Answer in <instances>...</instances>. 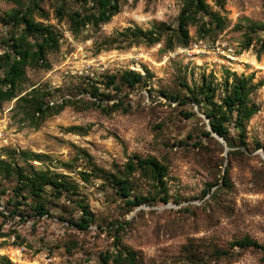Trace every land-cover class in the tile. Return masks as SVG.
Masks as SVG:
<instances>
[{"label": "rangeland", "instance_id": "rangeland-1", "mask_svg": "<svg viewBox=\"0 0 264 264\" xmlns=\"http://www.w3.org/2000/svg\"><path fill=\"white\" fill-rule=\"evenodd\" d=\"M183 2L122 0L120 12L109 22L97 28L86 26L75 34L68 28L66 14L78 9L76 0L40 3L48 18L34 15V20L55 28L59 50L47 55L49 69H26L17 94L42 88L49 91L50 104L64 99L76 103L37 128L22 122L13 109L15 100L1 103L0 161L25 171L65 174L76 188L59 198L46 188L35 199L28 191L16 189L14 174L4 177L0 172V257L12 264H104L101 258L106 253L125 247L137 254L138 264H189V260L264 264L263 250L229 245L248 237L264 246V153L254 145L264 142V50L258 54L264 40V0H206L224 26L216 28L204 16L207 35L190 25L189 45L167 50ZM59 3L64 5L61 20L54 12ZM16 8L12 1L0 0V55L8 48L10 36L18 37L23 31L22 25L5 21ZM134 28L164 32L158 43L149 46L126 32ZM215 40L227 42L239 55L227 61L212 52L179 51L193 42ZM125 71L139 72L143 83L126 88L118 78L115 85L120 91L105 88L106 77H119ZM234 77L250 78L256 85L250 100L258 111L245 126L247 149L239 143L232 123L228 134L233 147L212 135L206 137L209 124L203 113L208 107L201 96L198 105L189 100L188 89L198 91L205 81L217 88L214 100L219 102L225 81ZM90 84L110 98L96 101L89 94ZM92 102L105 109L121 102L129 111L107 114ZM184 113L194 115L186 118ZM72 127L79 129L71 131ZM231 150L242 154L228 156ZM134 156L154 157L166 167V204L156 200L127 206L102 178L92 176L85 183L77 174L89 173L92 164L113 173ZM225 166L230 187H221ZM217 180L218 186L205 194ZM131 181V196H152L145 180L135 175ZM37 204L43 205L45 214L35 212ZM82 207L93 216L85 230L72 225ZM217 251L228 254L216 257Z\"/></svg>", "mask_w": 264, "mask_h": 264}, {"label": "trees", "instance_id": "trees-1", "mask_svg": "<svg viewBox=\"0 0 264 264\" xmlns=\"http://www.w3.org/2000/svg\"><path fill=\"white\" fill-rule=\"evenodd\" d=\"M16 5V9L12 10L11 14L5 20L8 23L22 25L23 31L18 37L10 36L6 41L7 47L0 55V104L15 100L14 110L21 115L22 122H27L33 128L39 127L48 117L57 115L64 107L72 105L76 102L64 99L58 104H50L48 102L49 91L42 88H32L29 92L22 96L17 94V89L20 83L25 79L26 69H49L50 65L47 55L59 50L60 35L55 28L49 24L36 22L34 15L47 19L48 15L40 7L43 0H32L29 3H24L21 0H9ZM57 3L61 0H56ZM78 9L66 14L68 28L72 33H79L86 26L97 28L102 24L110 21V19L120 12L122 0H76ZM135 1V0H134ZM221 7L220 1H217ZM56 17L61 20L64 16V5L57 4L54 9ZM207 16L215 23L216 28L221 29L224 26V21L216 13L209 11V6L206 0H184L179 15L176 20V28L170 29L171 34L166 41V49L187 47L190 43L188 26L193 25L200 31L199 34L207 35L210 30L206 28V24L202 22V17ZM129 32L133 39L141 40L146 45H153L160 41L164 31L157 30L143 32L139 28L126 31ZM252 39H249L245 45L248 49ZM264 50V40L260 42L258 54ZM239 54V53H238ZM120 80L121 85L126 88H134L143 83L144 76L139 72L125 71L119 77L111 75L106 77L105 88L111 87L115 91H120V88L115 85L116 79ZM88 91L92 98L102 102L101 98L108 99V95H104L99 91V88L90 84ZM256 89V85L251 83L250 78L234 77L231 82L225 81L223 93L219 102L214 100L217 88L211 82H203L198 91L188 89L189 100H192L196 105L199 104V97L208 107V110L203 113L210 130L205 132L206 137L211 138V132L222 138L229 147H233L230 143L228 134V124L232 123L234 129L238 133V141L247 149L245 142V126L249 120L257 113L258 108L251 102L250 95ZM173 98H170L172 100ZM178 98L175 97L174 100ZM92 106L98 107L101 111L109 114L118 109H122L127 113L129 109L119 102L108 108H101V105L92 102ZM184 117H192V113H184ZM77 130L79 128H69ZM212 139V138H211ZM255 149H261L264 153V142L255 141ZM200 146V145H199ZM242 154L238 150L227 152L228 156ZM228 166H225L223 175L220 176L221 187H230L227 180ZM0 172L4 177H10L13 174L16 176L17 187L19 191L26 190L28 195L38 199L44 193L46 188H50L56 198L61 197L64 193H73L76 184L71 178L65 174H55L47 171H37L30 168L25 171L20 167H11L7 162L0 161ZM80 180L87 183L90 177H100L110 184L116 194L122 199H125V205L130 207H138L148 201H160L164 204L169 199L165 178L167 176L166 167L154 157L139 158L134 156L129 158L121 170L113 173L104 171L95 165H91V171L78 172ZM137 175L145 180L152 191V196L142 197L138 195L131 196L133 182L131 179ZM218 186V180L210 184L205 194H209L213 187ZM216 188L211 197L217 193ZM22 197V196H20ZM17 210V208H14ZM13 210V211H14ZM35 212L39 215L46 213L42 204L35 206ZM15 214V212H11ZM93 222V216L87 207L81 208V216L76 223H73L77 229L85 230ZM121 228V226H119ZM118 230H115L117 233ZM230 247H237L240 250H263L264 246L256 241L243 237L239 240H234ZM216 257L227 255V251H217ZM104 264H138L137 254L128 248H121L115 253H106L102 258ZM189 264H197V260H189ZM0 264H12L7 258L0 257Z\"/></svg>", "mask_w": 264, "mask_h": 264}, {"label": "built area", "instance_id": "built-area-1", "mask_svg": "<svg viewBox=\"0 0 264 264\" xmlns=\"http://www.w3.org/2000/svg\"><path fill=\"white\" fill-rule=\"evenodd\" d=\"M179 51L188 53L197 51V53L201 54H208L212 52L223 57L227 61H233L239 55L231 45L221 40H215L209 44H204L202 41L193 42L190 44L188 49H180Z\"/></svg>", "mask_w": 264, "mask_h": 264}, {"label": "water", "instance_id": "water-1", "mask_svg": "<svg viewBox=\"0 0 264 264\" xmlns=\"http://www.w3.org/2000/svg\"><path fill=\"white\" fill-rule=\"evenodd\" d=\"M210 130V128H209ZM211 135L216 138L220 143L223 142L222 138L218 137L217 135H215L214 133L211 132Z\"/></svg>", "mask_w": 264, "mask_h": 264}]
</instances>
